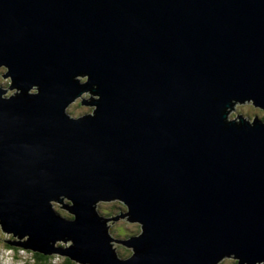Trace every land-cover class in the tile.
Instances as JSON below:
<instances>
[{"label":"water","instance_id":"water-1","mask_svg":"<svg viewBox=\"0 0 264 264\" xmlns=\"http://www.w3.org/2000/svg\"><path fill=\"white\" fill-rule=\"evenodd\" d=\"M0 63L14 87L41 85L0 101V216L13 227L42 244L70 234V252L120 264L89 208L119 195L146 226L128 264L264 259V126L221 123L233 97L264 105V0H0ZM76 72L102 100L72 123ZM62 191L76 223L47 206Z\"/></svg>","mask_w":264,"mask_h":264},{"label":"clouds","instance_id":"clouds-1","mask_svg":"<svg viewBox=\"0 0 264 264\" xmlns=\"http://www.w3.org/2000/svg\"><path fill=\"white\" fill-rule=\"evenodd\" d=\"M90 77L89 72H76L72 75V80L78 83L81 90L63 106V116L69 122L79 123L97 116L102 96L98 83L93 82L90 87H85L89 85ZM13 85L14 79L9 65L0 63V101L41 94L39 83H32L26 88ZM82 98L84 105H81ZM221 117L225 129L245 126L255 128L258 124L264 126V105L256 103L253 97H233L223 108ZM8 205L9 200L6 198L0 211L7 213ZM47 206L53 215L65 223H76L78 213L73 209L77 205L71 195L62 191L56 198H49ZM89 208L91 215L101 222L105 246L115 261L128 264L135 260L137 249L130 242L143 238L146 226L142 219L133 216L128 201L119 195L92 196ZM12 219L0 216V264H96L95 258L84 256L80 250L69 251L76 248V241L70 234H57L54 238L47 239L46 244H42L32 239V232L13 227ZM214 264H264V259L249 260L238 255L236 251H227L215 259Z\"/></svg>","mask_w":264,"mask_h":264},{"label":"rangeland","instance_id":"rangeland-1","mask_svg":"<svg viewBox=\"0 0 264 264\" xmlns=\"http://www.w3.org/2000/svg\"><path fill=\"white\" fill-rule=\"evenodd\" d=\"M83 101H84V99L82 98V99H81V105H83Z\"/></svg>","mask_w":264,"mask_h":264}]
</instances>
